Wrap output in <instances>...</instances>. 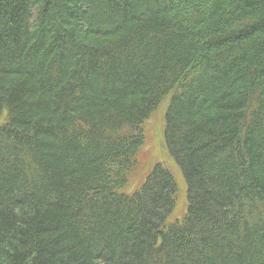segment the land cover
I'll return each instance as SVG.
<instances>
[{"label":"trees","instance_id":"trees-1","mask_svg":"<svg viewBox=\"0 0 264 264\" xmlns=\"http://www.w3.org/2000/svg\"><path fill=\"white\" fill-rule=\"evenodd\" d=\"M0 264H264V0H0Z\"/></svg>","mask_w":264,"mask_h":264},{"label":"rangeland","instance_id":"rangeland-1","mask_svg":"<svg viewBox=\"0 0 264 264\" xmlns=\"http://www.w3.org/2000/svg\"><path fill=\"white\" fill-rule=\"evenodd\" d=\"M164 115V114H163ZM163 115L161 112L157 114H153V116L145 122L144 129L147 134V140H146V145H145V152H146V159L152 164L154 162H162L166 166H168L173 174L175 175L178 183L181 185L180 186V193L178 196V204L176 211L173 213L171 216V221H174L176 219H181L184 213L187 211V201L185 197V183L184 180L181 176V172L175 162V160L172 158L170 154H168L164 142H163V127H164V122H163ZM149 164V163H145ZM140 178V175L138 174L137 176H134V178L131 180L129 186L127 187V191L131 192L134 190L137 180Z\"/></svg>","mask_w":264,"mask_h":264}]
</instances>
